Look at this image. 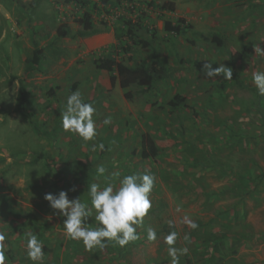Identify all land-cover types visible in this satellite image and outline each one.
<instances>
[{
    "label": "rangeland",
    "instance_id": "obj_1",
    "mask_svg": "<svg viewBox=\"0 0 264 264\" xmlns=\"http://www.w3.org/2000/svg\"><path fill=\"white\" fill-rule=\"evenodd\" d=\"M21 1L24 7L0 0L3 264H33L29 233L43 243L41 264H171L164 238L173 231L174 247L188 248L178 253L179 264H264V96L252 82L254 72L264 71V54L255 52L264 50V0H90L83 10L66 0ZM166 2L175 3L173 11L162 9ZM86 11L97 33L58 38L63 23L76 32ZM180 19L190 27L186 35L165 30L166 21ZM129 21L137 27L134 39L150 46L124 54L112 32ZM34 37L46 60L27 75ZM154 51L170 77L151 90L111 88L112 75L93 63L113 57L133 67L152 62ZM230 55L240 59L234 69ZM206 63L231 68L232 80L206 77ZM21 80L30 92L26 113L16 110ZM77 91L96 109L92 141L62 126L67 97ZM176 95L186 98V106L172 110L167 104ZM108 117L112 123L105 125ZM133 173L155 177L138 240L87 251L65 237L66 218L51 209L46 194L66 191L90 208L89 185L118 187ZM94 215L88 220L93 228ZM185 216L195 230L183 223ZM149 228L156 231L154 241L147 238Z\"/></svg>",
    "mask_w": 264,
    "mask_h": 264
},
{
    "label": "clouds",
    "instance_id": "obj_2",
    "mask_svg": "<svg viewBox=\"0 0 264 264\" xmlns=\"http://www.w3.org/2000/svg\"><path fill=\"white\" fill-rule=\"evenodd\" d=\"M256 54H264V50L255 47ZM203 74L208 78L223 76L226 80H232L233 71L224 64L213 68V63L203 65ZM252 82L258 89L260 95L264 96V71H257L252 74ZM96 109L91 103L82 101L81 93L74 92L67 97L66 110L61 114L62 126L65 132L77 135L85 142L92 141L97 135L94 114ZM103 123H112L111 117L106 118ZM99 148L104 149L100 144ZM97 173L103 175L106 169L103 166L97 168ZM113 175L119 176V173ZM155 183V177L146 173H133L125 175L119 180L116 187L109 183L101 189L97 183L88 187V194L91 199L89 208L81 199H69L66 191H60L58 195L46 194L45 200L51 209L62 217L64 235L67 239L80 241L85 250L91 251L94 248H105L110 243H115L121 248L139 239L137 227L143 224L144 218L152 208L149 198ZM94 215L97 227H89L88 220ZM51 219V217H49ZM183 223L190 229L195 230L198 225L185 216ZM169 226L173 222L169 221ZM147 238L150 241L156 240V231L153 228L147 230ZM178 234L173 231L164 238L168 247V255L172 258L171 264H179V255L187 254L188 248L177 249L174 247ZM4 239L0 234V241ZM185 240L188 236L184 237ZM27 257L33 264H41L45 255L43 243L35 233H29L26 242ZM0 264H3V254L0 253Z\"/></svg>",
    "mask_w": 264,
    "mask_h": 264
},
{
    "label": "trees",
    "instance_id": "obj_3",
    "mask_svg": "<svg viewBox=\"0 0 264 264\" xmlns=\"http://www.w3.org/2000/svg\"><path fill=\"white\" fill-rule=\"evenodd\" d=\"M18 5L24 7L21 0H15ZM105 2H122L130 0H104ZM66 3L74 4L79 10H83L89 5H91L90 0H66ZM175 8L174 2H166L162 5L163 10L173 11ZM78 29L76 32L72 33L71 28L67 23H63L57 30L58 38H86L98 32L95 29L92 13L89 11L83 12L80 19L76 21ZM125 27L118 26L115 28V38L117 40V46L123 51V53H128L132 51L133 46L141 45L142 47H149L150 44L144 40H135V29L137 28L132 22H125ZM140 28V27H139ZM190 29L189 25L186 26L184 19L178 20L177 24L171 21L165 22V30L176 35L185 34L186 30ZM130 42V43H129ZM219 42V41H217ZM32 55L28 59V65L25 70L27 75H32L39 71L40 67L46 60V53L39 46L36 37L32 38ZM153 61H141L135 66L131 67L124 63L117 62L113 57H104L95 60L93 63L95 67L100 71L109 72L112 76V81L115 83L119 81L120 87L122 89H128L131 87H138L141 89L151 90L159 82L170 77L166 67L164 66L160 55L157 51L152 53ZM234 55H230L232 67L236 66L238 58H233ZM116 74V75H115ZM236 79L238 76L236 75ZM30 92L26 88L25 80L20 81V88L16 99V110L21 113H26L27 106L29 104ZM127 98H130V94L127 93ZM168 107L172 110H176L180 106H186V98L182 95H176L168 102ZM33 117V113H30ZM31 125L35 126V122L31 121ZM155 149L152 147V155L154 157ZM147 158L148 155H143Z\"/></svg>",
    "mask_w": 264,
    "mask_h": 264
},
{
    "label": "crops",
    "instance_id": "obj_4",
    "mask_svg": "<svg viewBox=\"0 0 264 264\" xmlns=\"http://www.w3.org/2000/svg\"><path fill=\"white\" fill-rule=\"evenodd\" d=\"M118 27V26H117ZM116 28V27H115ZM77 31V30H76ZM112 34L114 35V37H115V29H114V31L112 32ZM184 35H186V32H185V34H183V35H180L181 37H183ZM82 39V38H81ZM104 73H106V74H109V72H104ZM116 75V74H115ZM113 76V75H112ZM112 76H110L111 77V80H110V84H111V88H113V87H115L116 85L121 89V90H123L121 87H120V84H119V81H116L115 83L112 81ZM77 86V84H74L73 85V90L75 89V87Z\"/></svg>",
    "mask_w": 264,
    "mask_h": 264
}]
</instances>
